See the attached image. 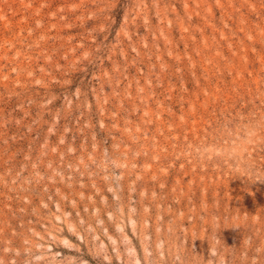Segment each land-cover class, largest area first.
I'll return each mask as SVG.
<instances>
[{"label":"rangeland","instance_id":"rangeland-1","mask_svg":"<svg viewBox=\"0 0 264 264\" xmlns=\"http://www.w3.org/2000/svg\"><path fill=\"white\" fill-rule=\"evenodd\" d=\"M0 264H264V0H0Z\"/></svg>","mask_w":264,"mask_h":264}]
</instances>
